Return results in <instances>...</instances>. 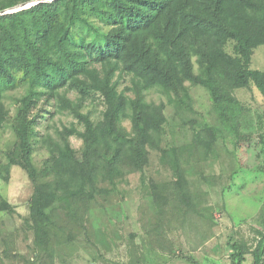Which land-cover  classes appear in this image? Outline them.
<instances>
[{"label":"trees","instance_id":"16d2710c","mask_svg":"<svg viewBox=\"0 0 264 264\" xmlns=\"http://www.w3.org/2000/svg\"><path fill=\"white\" fill-rule=\"evenodd\" d=\"M30 1L0 2V13ZM229 41L236 43L237 57L225 51ZM261 45L264 0H55L1 14L0 130L12 118L4 94L18 83L27 88L12 120L16 142L7 154L5 171L18 166L33 184L27 222L38 236L46 237L59 208L70 219L81 208L88 210L102 181L114 183L144 171L154 134L166 124L163 106L145 99L152 87L174 95L182 123L195 121L187 115L196 116L185 82L208 89L217 124L193 128L195 149L208 157L217 139L226 135H232L239 147L244 108L232 92L253 84L264 97V71L249 68L253 51ZM125 77L131 83L127 91L134 96L119 90ZM73 88L81 94L76 100L67 92ZM87 93L99 95L105 105L97 122L83 112ZM42 96L47 103L56 101L59 111L72 114L83 130L72 124L55 135L46 134L42 140L50 157L38 167L34 160L38 116L32 115ZM126 120L130 131L123 125ZM73 136L82 140L81 151L72 146ZM183 151L165 148L161 161L172 170L177 190L186 199ZM9 207L2 201L0 211ZM233 249V264H243L247 254L252 264H264V233L252 251L238 244Z\"/></svg>","mask_w":264,"mask_h":264},{"label":"rangeland","instance_id":"374dc122","mask_svg":"<svg viewBox=\"0 0 264 264\" xmlns=\"http://www.w3.org/2000/svg\"><path fill=\"white\" fill-rule=\"evenodd\" d=\"M41 1L5 11L28 9ZM78 33L90 39L83 30ZM235 46L233 41L225 46L232 57L238 56ZM193 61L199 74L197 58ZM249 68L264 71V45L253 51ZM17 85L3 96L12 118L0 130V205L6 201L10 206L0 211V264H233L234 244L249 252L256 247L264 233V97L253 84L232 92L244 108L239 120L240 146L236 147L232 135L219 137L208 157L195 149L193 128L217 124L209 90L185 82L196 116L187 115L195 121L184 123L177 115L173 94L159 86L147 90L146 101L163 106L166 124L161 133L154 134L144 171L119 177L114 183L102 181L91 207L81 208L73 219L59 208L43 238L27 222L34 190L27 173L18 166H11L8 174L5 171L7 154L16 142L12 120L27 93L25 86ZM130 87V78H123L119 90L134 96L127 91ZM67 92L72 100L81 96L74 88ZM104 110L101 97L87 93L83 112L97 122ZM32 116H38L34 131L38 167L50 157L42 140L46 134L55 135L57 129L72 124L83 130L72 114L59 111L57 102L47 103L44 96ZM123 125L130 131L129 120ZM71 143L81 151L80 138L71 137ZM169 147L184 148L186 199L177 190L172 170L161 161L162 150ZM243 264H252L251 254Z\"/></svg>","mask_w":264,"mask_h":264},{"label":"water","instance_id":"95a60500","mask_svg":"<svg viewBox=\"0 0 264 264\" xmlns=\"http://www.w3.org/2000/svg\"><path fill=\"white\" fill-rule=\"evenodd\" d=\"M53 1H55V0H43V1H41V2H38V3H42V2H53ZM19 10H21V9H19ZM19 10H17V11H19ZM8 12H3V13H0V15L2 14H7Z\"/></svg>","mask_w":264,"mask_h":264}]
</instances>
